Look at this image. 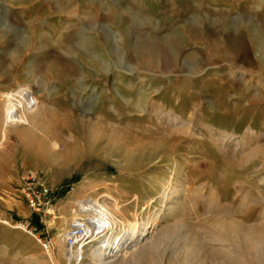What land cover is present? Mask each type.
Returning <instances> with one entry per match:
<instances>
[{"label": "rangeland", "instance_id": "374dc122", "mask_svg": "<svg viewBox=\"0 0 264 264\" xmlns=\"http://www.w3.org/2000/svg\"><path fill=\"white\" fill-rule=\"evenodd\" d=\"M256 1L0 0V264H264L261 55L186 46L188 28L223 16L261 26ZM94 42L97 82L83 59ZM22 88L38 115L13 127L5 95ZM40 127L70 157L46 154L53 138ZM126 130L135 137L126 142L148 147H127ZM27 173L46 194L41 206L23 190ZM94 202L110 214L82 210ZM86 218L114 236L130 223L156 225L147 241L95 257L97 242L80 255L82 231L69 230Z\"/></svg>", "mask_w": 264, "mask_h": 264}, {"label": "bare ground", "instance_id": "6f19581e", "mask_svg": "<svg viewBox=\"0 0 264 264\" xmlns=\"http://www.w3.org/2000/svg\"><path fill=\"white\" fill-rule=\"evenodd\" d=\"M251 2L257 3L256 0H251ZM261 16L263 17L261 20H264V14L263 13L261 14ZM209 17H210V15H209ZM202 28L203 29L193 28L191 30L188 28V33H190V34L187 35L186 46H189V44L193 46V44L197 45L199 43L200 44L203 43V44L207 45L208 48L210 47L209 50H211V48H212V50L218 51L223 57H230L234 53L235 54L238 53L239 49H242V48L247 49V50H252L256 53H260L261 58H262V59L260 58V61L262 63L261 68L264 70V22L263 21H262L261 26L257 22H249V23H246L244 25H240V24L231 25L227 22L226 17L223 16L222 20L220 21V24H217L214 26H209V27H202ZM182 31H183V29H182ZM193 32H196V33L193 34ZM87 43H89V42H87ZM212 44H214V46H212ZM230 47H231V49H230ZM98 48L99 47H98V44L96 42H94L93 44L90 43V44H88V47H86V50H85L86 52L83 54V59H85V62H86L87 67H88L87 78L90 81H95V82H97V80L93 74V69L97 68V66L99 65V63H98L99 58H98V56L95 55V51ZM231 50H233L234 53H231ZM182 51H183L182 53H184L187 50L183 49ZM207 53H209V52H207ZM186 55H188V57L191 59L192 58L196 59L195 53L189 52V53H186ZM137 59H142V58L141 57L139 58V56H137ZM54 70L56 71L54 73H58V74L60 73L59 71H57V69H54ZM193 73H195V71ZM176 85H178V84H174V86H176ZM98 86L102 87L103 85L102 86L98 85ZM120 87H121L120 89H122L126 93L133 94L134 90H132L130 87H126V86L125 87L120 86ZM15 96H17V98ZM18 97H19V99H18ZM112 98H113V96H112L111 92L107 95L102 96V100L100 103L101 106H105V104L107 105V102L110 101ZM5 99L7 100L6 101L7 104L5 105V110H4L5 111L4 121H5V123L10 124L13 127L17 126V125L20 126L22 124L24 125L23 122L28 121L27 117H29V115H32V116L38 115L36 113L37 108L35 107L36 102L33 100V97H31L29 95L28 88L27 89H25V88L19 89L14 94L8 93L5 95ZM128 101H130V99ZM130 106H132V105L130 104ZM98 109H100V108H98ZM105 115H107V114H105ZM129 116H130L129 118L131 120L135 119V117H132L133 115H129ZM145 116H147V115H145ZM144 118H146V117H144ZM109 119H110V117H109ZM136 120H138V119H136ZM141 121H143V120H141ZM139 122H140V120H139ZM98 123H99V125H102V123L100 121H98ZM112 129H113V132H116V130H117L114 127ZM39 131L43 135H45L46 137L53 138L52 139V145H53L52 149L48 150L46 152V154H50V156H52V158L56 157L59 154L63 157H67V156L70 157L69 151L66 153L58 151V149H59V143L58 142H60V143L62 142L59 138L52 136L50 131L47 130L46 128L40 127ZM127 131L128 130H126V132H125L126 134L122 135L124 142L129 143V144H127L128 145L127 147L132 146L134 148V150H142V149H146L148 147L146 140L145 141H139V142L136 141L137 144L133 145V142L135 141V139H134L135 137H133L132 135H134V134L130 132L131 130L129 132H127ZM172 135H173V133H172ZM38 137H40V136H37V138ZM126 138L130 139L131 141L133 138L134 141L133 142H131V141L126 142ZM43 141L45 143L44 139H43ZM43 141L41 142V145H42V147H45V144L43 143ZM62 143L65 145L66 148L69 147V145L67 143H65V142H62ZM78 152H80V151H78ZM81 152H83V151H81ZM83 153H85V152H83ZM43 155H45V154H43ZM105 207L106 206H103L99 202H94L92 204L89 203L87 206H83L82 210L87 211V212L93 211V210L99 211L97 208H100V211L103 213H106V216H107L110 214V212H109V210L107 211L108 208L106 209ZM103 209H104V211H102ZM100 215H102V214H100ZM227 221H225V223L222 222L221 226L219 223V226L218 225L217 226L220 227V229H218V230H221V232L224 231L226 233V231H227L226 228L228 226L226 223ZM117 223H115V224H117ZM232 223H233V221H232ZM155 225L156 224H154V223H148V222L130 223L127 228L120 229L118 235L114 236L112 234L104 233L106 226L103 229V227H101V225L93 223V221L90 218H86V219H82V221L76 220V222H74L72 225H70L71 228L69 230L70 231H73L75 229L82 230V234L76 235L77 237L74 240V243H76L74 245L75 246V252H77V253L79 252L80 255H82L83 247L86 244H88V242H90V241H96L97 243L95 244V248L93 249V252H92L93 256H95V255H102V256L104 255L105 256V254L107 253V255L109 254L110 257H113L119 251H122L124 249L128 250L131 246L135 247L137 244L143 243V242L147 241L149 238H151V235L153 233V229H154ZM230 225H232V224H230ZM208 226H207V228H208ZM111 227H113V223H111ZM108 228H110V227H108ZM211 228H213V227H211ZM215 228H217V227L215 226ZM229 228L230 227H228V229ZM233 231H234V229H233ZM210 232H212V231H210ZM221 232H220V234H221ZM215 233H217V232H215ZM111 261L112 260H110L108 262H111Z\"/></svg>", "mask_w": 264, "mask_h": 264}, {"label": "built area", "instance_id": "2783aa9c", "mask_svg": "<svg viewBox=\"0 0 264 264\" xmlns=\"http://www.w3.org/2000/svg\"><path fill=\"white\" fill-rule=\"evenodd\" d=\"M23 181H24L23 190L30 197L31 203L35 207L41 206L42 201L45 200L46 198L45 197L46 194L36 182L35 176L33 174L27 173L23 177ZM72 245H73V242H72Z\"/></svg>", "mask_w": 264, "mask_h": 264}]
</instances>
